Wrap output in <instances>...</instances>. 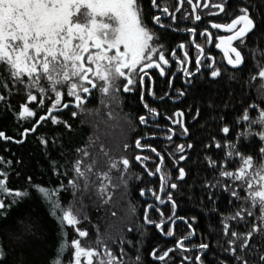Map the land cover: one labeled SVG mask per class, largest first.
I'll return each mask as SVG.
<instances>
[{
    "label": "snow or ice",
    "instance_id": "obj_1",
    "mask_svg": "<svg viewBox=\"0 0 264 264\" xmlns=\"http://www.w3.org/2000/svg\"><path fill=\"white\" fill-rule=\"evenodd\" d=\"M184 2L180 0L176 11ZM187 2L191 5V19L195 21L202 20L198 7L207 9L211 6L215 9L214 14L230 17L224 23L208 20L211 28L228 33L215 37V47L223 50L227 64L233 68L244 65L247 56L252 55L258 68L252 78H264V0L256 8L249 0H219L215 4H211V0ZM152 9L156 14H151ZM166 16L171 24L163 22ZM188 18L186 13L185 19ZM182 22L176 12L170 11L167 4L162 7L159 0H150L147 9L144 0H0V89L9 90L8 96L0 91V101L5 102L3 111L12 112L15 119L34 120L30 127L23 129L19 138L9 136L3 130H0V138L24 144L29 133L35 134L45 123L60 129L37 137L41 150L48 157L47 171L55 179V184L27 174L20 187H10V169L13 164L23 166V158L13 161L0 156V165H4L0 167V264H5L9 255L13 257L11 264H65L64 258L70 248L71 259L67 264H147V258L140 254L139 248H136L135 257L126 251L125 244L135 246L132 240L117 237L110 243L111 237H105L99 230L91 240L88 239L89 231L79 226L81 218L89 219L83 211L86 194L94 192L97 200L103 203L111 198L112 189L127 188L130 175L133 179L142 180L144 173H130L128 156L112 155L103 143L99 144L98 151L106 158L107 167L101 168L96 151L99 137L93 133L88 142L74 143L75 129L71 118L77 117L78 112L73 111L68 119L62 112L70 107L82 109L88 96L97 90L105 96L113 94L119 90L122 80L126 81L123 90L132 92L138 83L145 84L149 70L159 69V74L165 76L166 67L173 61L184 72L188 84L200 73L205 56L212 61L205 69L208 75L221 77L223 71L210 51L206 53L204 46L194 39L197 27L183 29L185 33L192 34L191 43L198 51L195 71L186 66L191 63L188 45L183 41L175 47L171 45L165 32ZM155 26L163 31H157ZM199 35L206 36L208 43L214 42L208 27H204ZM256 41H259V47H253L250 53H246L248 45ZM181 50L183 57L178 54ZM257 52L260 53L259 59L255 55ZM230 79H235L234 74ZM168 84L173 86L172 80ZM147 93L156 94L154 89H148ZM12 94L23 95L24 102L14 107L10 103ZM176 94L183 96L186 93L181 88L176 90ZM145 95L142 90L139 98L146 112L138 116V124L148 128L153 123L155 130L136 137L134 146L140 151L135 160L144 167L147 175L160 173V176L158 190L142 187L139 194L151 193L161 205L165 201L170 202L172 215L167 216L161 211L158 221L151 219L149 210L153 205L148 204L144 209L143 224L159 230L164 236L173 237L175 241L163 250L159 245L152 247L147 256L151 257L152 264H176L171 255L179 252V264H207L204 250L210 249V243H188L189 238L196 235L194 225L197 216H175L179 206L177 192L191 173L190 167L180 164L191 159L189 150L196 147L193 130L184 119L185 111L178 108L167 115L170 125L163 129L166 140L173 141L177 135L184 138L182 143L169 145L176 151L165 154L152 144L144 143L145 136H156L160 131V125L153 117L162 115L157 107L145 100ZM169 95L171 93L166 92L161 101ZM32 102L36 107L31 106ZM249 109L257 111V115L252 116ZM199 115L200 109L196 108V116ZM240 121L244 122L243 129L236 132L235 139H228L232 124ZM217 122L222 124L218 132L223 133L224 138L211 136L209 143L203 146L206 169L213 173L219 170L214 181H203L202 200L205 207L213 205L208 211L217 217L215 231L208 235L218 237L220 251L226 254L220 256L214 252L213 255L217 264H264V107L253 102L244 108L236 121L230 123L225 116H218ZM257 137L258 140L255 139ZM241 138H252L253 146L249 148ZM212 143L223 150V158L208 155ZM122 147L127 150L132 145L123 143ZM145 149L159 160L155 171L148 168L147 161L152 157L142 154ZM52 152L58 155L53 157ZM166 156L176 165L168 172L164 171ZM233 158H238L239 166L230 168ZM113 171L120 173L119 183L113 181ZM16 175L23 173L17 172ZM220 178H226L225 182L221 183ZM217 188L220 195L227 194L230 206L239 204L234 211H221L217 207L219 196L214 190ZM64 193L72 197L68 207L62 199ZM78 196L80 209L74 210L72 205ZM29 201L37 206L26 216L17 218L13 215L16 208ZM48 217L56 221L59 234L55 238L47 227ZM177 221L183 222L188 229L178 238ZM239 221L243 224L235 223ZM69 226L77 233L71 240L67 238ZM5 238L10 247L5 244ZM116 243L120 244L118 252L114 249ZM189 251H194L195 255H188Z\"/></svg>",
    "mask_w": 264,
    "mask_h": 264
},
{
    "label": "trees",
    "instance_id": "obj_2",
    "mask_svg": "<svg viewBox=\"0 0 264 264\" xmlns=\"http://www.w3.org/2000/svg\"><path fill=\"white\" fill-rule=\"evenodd\" d=\"M249 2L253 4L254 8L262 5V0H249ZM253 47H259V41H256L255 44H249L245 49V52L250 53ZM255 55L256 58L259 59L260 53L257 52ZM257 71L256 60H254L252 55L249 54L246 63L239 68L229 69L228 71L223 72L222 76L217 79L196 81L189 89L186 99L183 102L186 103V108L189 112L188 118L191 120L189 126L193 130L197 143L195 149L189 151L191 159L187 162L181 163V166L186 168L190 167L191 173L186 178V181L181 184V188L177 192V200L179 204L178 210L182 216L187 213L191 214V216H197V229L200 230L202 235L210 243L213 252L220 256L226 254L221 253L220 251V244L217 242L218 237L216 235H208V233L215 231L217 217L208 211L213 205L209 204L205 207V203L202 200L204 179L214 181L215 178L218 177L219 170H217L216 173H213L210 169H206L203 146L209 143V138L211 136H216L217 139L224 138V134L218 132V129L222 127V124L217 122L218 116H225L226 120L231 123L236 121L237 117L242 115L244 108L253 102L264 107V78H259L258 76L255 79L252 78ZM233 74L235 79H230V76ZM0 91H3L6 96L9 95L8 89H0ZM14 91L15 89L13 88V92ZM24 99L25 97L23 95L12 94L10 96V103L15 107L19 103L24 102ZM4 103V101H0V130L5 131L9 136L19 138L23 129L25 127H30L34 120L25 121L23 119H15L12 112L5 113L3 111ZM127 104L126 101L123 102V100L120 101L116 98L114 102L110 101V103L107 102L106 105L104 104V109L101 110V112L99 111L100 113L97 112V114L92 115L90 117V122L85 116L81 117L78 115L77 117L71 118V123H73L75 129L73 133L74 143L78 142L79 144H83L88 142L89 136L93 135V133L99 137L96 151L99 156L101 168H106L107 165L106 160L103 161V154L98 151L100 143H103L105 149L110 150L114 156L127 155L129 150L133 149L132 142L135 137L130 133L133 128L131 119L128 118V115L130 116L133 113L130 111L132 109L126 108ZM31 106L36 107V103L32 102ZM90 107L93 111L103 108V106L101 105L100 107V104L98 103H90ZM120 108L123 112H120ZM196 108L200 109L199 116H196ZM249 111L252 116L257 115V111H253L252 109H249ZM109 112L112 113L111 116L108 115ZM124 114L127 117L124 116ZM194 116H196L195 121L193 120ZM70 117L71 116H64L65 119ZM243 127V121L233 123L231 134L227 138L235 139L236 132L241 131ZM197 129H200V131H196ZM59 131V128L50 125V123H45V125L39 128L35 134L29 133L28 139L24 144H17L11 140L6 141L0 138V156H3L5 159H12L13 161L22 157L24 162L23 166L13 164L10 169V187H20L24 183V177L27 174H32L37 180L48 181L52 184L56 183L55 179L47 171L49 160L41 150L37 137L42 134L50 135L52 132ZM124 137L130 139V141H126V143L132 145V147L127 150L122 147V138ZM241 139H243L245 145L249 148L253 146L252 138ZM255 139L258 140L259 138L257 137ZM117 151L118 153L116 154ZM57 155V152H52L53 157H56ZM208 155H211L214 158L217 156L223 158V150L217 149L215 144L212 143L211 151ZM197 157H199V163H197ZM132 162L134 163V161ZM61 163H63V161H61ZM3 166L4 165H0V167ZM237 166H239V160L238 158H233L229 167L234 168ZM17 172H22L23 175L17 176ZM119 175L120 173L117 171L112 172V176L115 178L113 181L115 183H119V180L117 179ZM129 177L127 188L119 187L112 189L113 194L111 198L103 203L97 200L94 193L84 196L83 204L86 205L85 212L89 219H81L79 226L89 231V237H91V240L95 239L97 230H99L100 233H103L105 237H111L110 243L116 240L117 237L132 240L135 246L125 244L124 247L126 251L132 257H135L137 254L136 248H139L140 254L146 256L147 264H152V261L147 254L150 251L152 234L153 236H155V234L149 231L144 232L143 227L135 218L134 206L137 202L133 200L132 192H130V189L133 188V186H130L133 185V179L131 177L129 179ZM196 177H198V179ZM220 179L221 183L226 180V178ZM214 190L219 196L217 207L221 211H234V209L239 206L238 203L230 206L227 194L220 195L219 188ZM62 199L65 207L69 206L70 202H72V197L68 193L62 194ZM36 206V203L29 201L16 208L13 215L17 218L26 216L30 209L35 208ZM90 221H92V223ZM235 223L243 224V221ZM210 224L213 225L212 228L208 227ZM47 227L52 233V238H55V236L59 234L56 221L51 217H48ZM66 231L69 240L76 238L77 233L73 227L69 226ZM141 233H143V235H141ZM4 242L6 245H9L7 238H5ZM86 242L87 241L85 240V243ZM114 247L115 250H119L120 244L116 243ZM71 252L72 250L70 248L64 258L65 264L71 259ZM211 257L214 258L213 263L217 264L216 256L212 254ZM12 259L13 257L9 255L5 264H11Z\"/></svg>",
    "mask_w": 264,
    "mask_h": 264
},
{
    "label": "flooded vegetation",
    "instance_id": "obj_3",
    "mask_svg": "<svg viewBox=\"0 0 264 264\" xmlns=\"http://www.w3.org/2000/svg\"><path fill=\"white\" fill-rule=\"evenodd\" d=\"M161 3V6L163 7L164 4H167L170 11L176 12V15L178 17V20L183 21L182 23H178L176 25H173L172 28L168 29L165 32V35L167 36L168 40L171 42V45L173 47L177 46L181 41L185 42L188 45V51H189V56L191 57V63L186 64L187 67L191 68L193 71H195V68L197 65L195 64V56L198 54L197 49L195 48L194 44L191 43V40L193 39V36L191 33H185L183 31L184 28H189V27H197V33L194 37L195 41L197 43H200L204 46L206 53L210 51L211 57L215 59L217 66L222 69L223 72L228 71L229 69H236L233 68L232 66L227 64V60L223 56V50L222 49H217L215 47V37L218 35H226L228 34L225 30H217L211 28V26L208 24V20H214L216 22H228L230 17H226L224 14H214L215 9H213L211 6L207 9L203 7H198L197 11L199 14H201L202 20L201 21H195L194 19H191L192 16V11H191V5L185 0L183 6L180 8L179 11H176V7L179 4L180 0H159ZM219 0H211V4L218 3ZM150 3V0H144V5L145 8H148V5ZM187 13L188 19H185V14ZM151 14H156L155 9L151 10ZM164 23L171 24L170 18L165 17ZM157 31H163L162 29L159 28V26H155ZM208 27L209 30L213 33V43H208L207 38L201 37L199 35V32L204 28ZM173 29H178V30H173ZM181 57H183V50H181L178 53ZM205 63H203L201 67V71L198 75H196L195 79L192 81L191 84H188L185 82V75L184 72L177 67V63L173 61L170 63L169 66L166 67V75L161 76L159 74V69H151L149 70V75L146 79V82L144 85H140L139 83L135 86V90L132 92H125L123 90V83L126 81H121L119 84V90L114 92L113 94L110 95L118 98L120 101L123 100V102H127L128 104L126 105V108L132 109L130 110L133 114L128 115V118L131 119L132 122V130L130 131L131 135L134 136V141L137 136H140L146 132H149L150 130H155V124L150 123L148 128H145L143 125L138 124V116L140 114H144L146 110L143 108V104L140 101V92L144 90L146 92L145 95V100L150 103L152 106L157 107L162 115L153 117V120L155 121L156 124L160 125V131L157 133L156 136H145L144 143H149L152 144L153 146L157 147L161 152L165 153L168 151L175 152L174 147H169V145L173 144H179L184 142V138L177 135L173 141L166 140L163 134V129L165 126L170 125V121L167 120V115H171L172 113L175 112L176 109L180 108L183 109L186 113L184 119L186 120L187 124L190 125V118H188L189 112L188 109L186 108V103H183L184 100L186 99V95L188 94L189 89L192 87V85L196 81H202L204 79H217V78H212L208 75L207 69L208 65L212 62L211 59L208 56L204 57ZM240 67V66H239ZM238 67V68H239ZM134 79H138L137 77L134 76ZM191 79V78H189ZM172 80L173 86H169L168 81ZM184 89L185 95L183 96H177L176 90L177 89ZM148 89H154L155 91V96H152L147 93ZM171 93V95L167 96L163 101H161V97L164 96L165 93ZM173 96H176V99H173ZM100 100V92L99 90L93 92L91 95L88 96L86 102L84 103L83 106H87V109H91L92 114L94 115L95 112L93 109L90 107V103H98ZM134 105V106H133ZM125 108V109H126ZM75 108L70 107L67 110L62 112L63 117L64 116H71V113L73 112L72 110H75ZM120 112H123L122 109L120 108ZM125 113V112H124ZM124 116H126L124 114ZM127 117V116H126ZM175 127V126H173ZM134 141L132 142L134 145ZM133 149H130L129 152L127 153L128 158L130 161H134V163L131 161V168L129 169L130 173L134 175H140L141 173H144L143 179L142 180H136L133 179V188L130 189V192H132V197L133 200H135L137 203L135 204V218L138 220V222L141 224L143 227V230L145 232V228H147V231L152 232L155 234L151 238V246H150V251L152 247H155L156 245L160 246V249L163 250L172 244H174V239L173 237H168L164 236L159 230L147 226L143 224V215H144V209L148 204H152L153 208L149 210V216L151 219L154 220H159L160 219V213L161 211L166 214L167 216L172 215V206L170 202L165 201L163 205H161L159 202L155 201L152 194L148 193L144 196H141L139 194V189L142 187H148V188H156L158 190L159 188V176L160 173H157L154 176H149L146 174V170L144 167L139 164L135 160V155L137 154L138 149L135 148V146L132 147ZM190 151V150H189ZM143 155H147L152 157L148 163V168L155 171L156 163L159 162L158 158L155 156L154 153H151L149 150L145 149L142 152ZM182 163V162H181ZM181 166V164H180ZM176 167L175 162L167 158L166 156V161L164 164V171L168 172L171 169H174ZM175 174V173H174ZM176 217H181V213L179 212L178 208L176 209L175 212ZM183 216H191V214H185ZM92 223V221H90ZM196 227V224L194 225ZM146 231V232H147ZM188 229L186 228V225L183 222L177 221L176 224V238H178L180 235L186 234ZM201 242H208L207 239L202 235L200 230L197 229L196 227V235L194 237H190L188 240V243L192 245H197ZM115 249V247H114ZM118 252L119 250L116 249ZM149 251V253H150ZM207 255L205 257V260L207 264H214V258L211 257L213 252V249L210 247V249L204 250ZM188 255H195L194 251H189L187 253ZM179 252H174L171 255V258L176 259V264H179ZM149 259L151 260V257L148 256ZM152 261V260H151Z\"/></svg>",
    "mask_w": 264,
    "mask_h": 264
},
{
    "label": "rangeland",
    "instance_id": "obj_4",
    "mask_svg": "<svg viewBox=\"0 0 264 264\" xmlns=\"http://www.w3.org/2000/svg\"><path fill=\"white\" fill-rule=\"evenodd\" d=\"M231 66V65H230ZM110 101H112V102H114L115 101V97L113 98V96H111L110 97V95H107V96H105V95H102L101 93H100V100H99V102H98V104H100V107H101V105L103 106V108H101V109H98L97 111H94L95 112V114H97V112H101V110H103L104 109V104L106 105L107 104V102L108 103H110ZM99 107V108H100ZM74 111H77L78 112V115H80L81 117H84L85 116V118H87V120H89V122H90V117L92 116L91 114H92V110L90 109H87V107L86 106H84L82 109H76V110H74ZM99 112V113H100ZM99 113H98V115H99ZM123 139V143H126V141H130V139H126L125 137L124 138H122ZM134 146V145H133ZM118 153V151L116 152V154ZM122 153V152H121ZM104 157V156H103ZM106 160V158L104 157V160L103 161H105ZM119 173V172H118ZM130 177H132V176H130ZM130 177H129V179H130ZM113 179L115 180V178L113 177ZM94 193V192H93ZM90 194H92V193H90ZM90 194H86L85 196H88V195H90ZM72 201V200H71ZM85 205V204H84ZM73 206V208H74V210H79L80 209V197L78 196L77 198H76V202L72 205ZM86 206V205H85ZM68 207V206H67ZM85 209H86V207L83 209V211L85 212ZM87 214V213H86ZM81 219H83V218H81ZM88 239H91V237H88Z\"/></svg>",
    "mask_w": 264,
    "mask_h": 264
},
{
    "label": "water",
    "instance_id": "obj_5",
    "mask_svg": "<svg viewBox=\"0 0 264 264\" xmlns=\"http://www.w3.org/2000/svg\"><path fill=\"white\" fill-rule=\"evenodd\" d=\"M233 67V66H232ZM2 140H4L3 138H1Z\"/></svg>",
    "mask_w": 264,
    "mask_h": 264
}]
</instances>
